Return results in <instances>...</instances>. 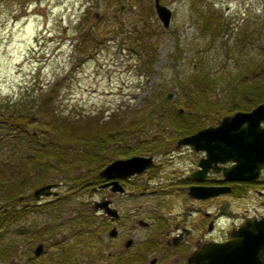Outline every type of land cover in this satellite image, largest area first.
I'll return each instance as SVG.
<instances>
[{"label":"rangeland","instance_id":"rangeland-1","mask_svg":"<svg viewBox=\"0 0 264 264\" xmlns=\"http://www.w3.org/2000/svg\"><path fill=\"white\" fill-rule=\"evenodd\" d=\"M160 3L171 11L166 28L160 25L152 0H0V100L18 106L31 99V94L52 90L57 95L55 108L63 113L100 119H108L111 114L117 117L147 115L148 118L138 121V125L121 135H140L142 130L144 135H154L163 132L162 124L179 129L183 123L164 122L159 111L160 106H170L169 110L174 111L182 108L179 101L185 90L180 88L181 81H188L200 68L206 72V79L220 77L233 83L247 66L248 54H238L239 58L234 54L231 59L222 54L217 48L221 35L215 36L214 43H210L209 34L200 35L194 27L195 10L204 12L206 9L219 15L229 25L227 38L236 28L254 29L264 24V0H160ZM261 31L264 33V26ZM85 32L94 42L79 53L78 42ZM138 39L150 40L153 57H147L148 49L138 50ZM231 40L232 37L228 42ZM207 44L206 52L202 46L207 47ZM255 48L253 51L264 57V41L255 43ZM177 52L179 57H176ZM242 63L246 66H240ZM224 85H217L208 94L207 99L221 102L215 109L223 110L227 104L223 102V93L227 94ZM201 87L204 88V84ZM209 106H203L205 117L192 119L198 123L190 129L201 125L206 118L216 120L226 114L222 110H208ZM193 108L181 113L185 112V117L194 115L199 107ZM198 113L202 115V111ZM40 138L47 141L48 137ZM73 171H69L70 176ZM51 173L55 182L60 180L63 184L55 189L60 198L67 188L66 179L57 172ZM33 188H26L23 196H31ZM87 194L77 198L80 202L75 200L80 203L76 215L85 212L86 206L83 210L81 204H84L83 199L90 200ZM53 199L47 197L39 201ZM76 202L71 201L68 210L72 212ZM43 214L32 211L10 226L4 233L5 240L15 238V230L25 232L16 237L17 240L26 238L30 230L45 233L29 243L28 254L24 245L16 242L17 247L7 258L0 259V264H31L28 257L40 242L44 248L43 263L49 264V256L56 255L55 244L77 237L82 239L70 216L74 213L60 212L59 216L49 213V217ZM89 225L87 221L86 227ZM82 246L88 250L87 246Z\"/></svg>","mask_w":264,"mask_h":264},{"label":"flooded vegetation","instance_id":"flooded-vegetation-1","mask_svg":"<svg viewBox=\"0 0 264 264\" xmlns=\"http://www.w3.org/2000/svg\"><path fill=\"white\" fill-rule=\"evenodd\" d=\"M219 121L206 120L188 131L162 124L163 132L154 135H144L142 130L135 136L106 137L104 162H93L88 191L82 193L74 183L69 194L73 202L86 193L90 199H83L89 212L81 206L89 214L88 238L78 240V247L87 246L89 254L78 256L79 264H194L193 253L205 244L231 240L240 228L249 231L250 237L264 231V161L256 152L246 153L256 146L229 145L223 137L209 136L194 144L179 142ZM172 123L190 127L198 122ZM259 127L264 128V120ZM182 131L186 133L179 135ZM261 140L264 142L263 136ZM135 156L149 161L134 163L135 169L143 166L131 173L115 165L106 176L100 174L115 160ZM45 184H52L51 193L36 197L31 191L28 204L41 206L50 200L40 199L61 196L55 190L63 185L60 180ZM78 206V202L72 206L74 215ZM53 210L38 211L48 217L64 211L56 214ZM66 213L72 214L70 210ZM41 245L40 254L34 255L32 250L35 264H44Z\"/></svg>","mask_w":264,"mask_h":264},{"label":"trees","instance_id":"trees-1","mask_svg":"<svg viewBox=\"0 0 264 264\" xmlns=\"http://www.w3.org/2000/svg\"><path fill=\"white\" fill-rule=\"evenodd\" d=\"M203 10L205 11L195 10L194 27L197 28L200 35L209 34L210 43L216 41V35H221V41L217 48L222 51V54L229 59L233 58L234 54H248L247 66L243 63L240 65L246 66L245 71L233 83H230L229 79L223 81L220 77L206 79V72L199 68L192 76L188 77L189 80L186 78L188 81L179 83L180 88L185 90L179 101L182 108L174 111L169 110L170 106L166 108L160 106L159 112L162 121L175 122L205 117L206 114H203L204 105H210L207 109L213 110L221 104L218 100L207 99L208 94L221 83H225L224 87L226 88L224 89L227 94L223 93V102L227 104L224 105L223 110L215 109V111L222 110L226 114L235 111H249L253 106L264 101V57L258 51H253L256 50L255 43L261 44L264 41V33L261 31L264 24L262 23L254 29L251 27L236 28V31L229 32L230 36L226 38L229 28L227 22H223L224 20L214 12ZM230 37L232 40L228 42ZM92 42H94L92 37L88 33L84 34L78 42L79 53L84 52L92 45ZM150 44V40L144 39H138L137 42L139 51L148 49L149 53L146 54L148 58L153 57V54L151 55L153 47ZM206 46H202V50L207 52L209 46L208 44ZM178 53L176 57H179ZM83 54L85 55V53ZM209 80L210 82H206ZM201 84H204V88L201 87ZM56 97V93L49 90L42 94H31V99L23 101L22 105L18 106L10 104L7 100H0V259L7 258L14 247H17L16 242L18 241L20 245H24L26 254H28L29 243L45 233L41 230L40 233L30 230L27 231L29 235L26 238L17 240L16 237L25 232L15 230V238L6 237L5 240L4 233L11 225L27 217L32 211H43L44 208L54 209L56 214L60 210L66 212L69 209V203L74 200L69 197V194L73 192L71 185L79 184L80 191L87 192L92 180L90 168L93 167V162L96 161L98 165L104 162L106 137L121 135L122 132L131 130L132 127L138 125V121L141 122L148 118L147 115L139 114L130 117L123 115L117 117L111 114L108 119H100L96 116L63 113L55 108ZM193 107H199V109H195L197 114L185 117V114ZM181 110H185L186 113H181ZM197 111L200 113L202 111V115ZM206 120L209 119L206 118ZM182 128L185 131L190 129L189 125H182L179 129ZM181 133L186 132L182 131L179 135ZM40 136H47V141ZM81 165L85 168H81ZM71 170L74 171L70 176L69 171ZM51 171L65 177L64 184L67 186L64 191L65 197L55 198L41 206L28 204L31 197L23 196L25 189L54 182L56 178ZM85 206L88 208L87 204ZM82 207H84L83 204ZM71 213H74L73 209ZM83 214L73 215L72 222L77 226V230L85 242L89 233L88 227H86L89 214L86 211ZM78 238L80 237L65 242L61 241L58 245L55 244L56 255L53 256L52 253L49 256L51 261L46 259L49 264H79L78 256H87L89 251L84 250L82 244L81 248L78 247ZM32 256L28 258L32 262L31 264H35ZM26 262L29 263V261Z\"/></svg>","mask_w":264,"mask_h":264},{"label":"water","instance_id":"water-1","mask_svg":"<svg viewBox=\"0 0 264 264\" xmlns=\"http://www.w3.org/2000/svg\"><path fill=\"white\" fill-rule=\"evenodd\" d=\"M154 13L163 28L169 24L170 9L161 4L160 0H152ZM170 93L167 94V97ZM264 120V101L258 103L249 111H235L221 117L219 123L214 127H206L196 131L194 134L185 136L179 140L181 143L194 144L210 138L223 137L225 144L256 146V150H246L247 154L256 152L261 162L264 161V128L259 127V121ZM243 122L246 124L244 125ZM254 131V132H252ZM236 138V139H235ZM235 140V141H234ZM263 146V148H261ZM248 156V155H247ZM263 156V157H262ZM246 158H243L245 160ZM149 161L148 158L131 157L125 160H115L106 165L100 174L106 176L107 170L113 166H121L128 173L135 169L132 165L138 161ZM263 160V161H262ZM137 168V167H136ZM52 184H45L33 190L34 196L50 194ZM249 231L240 228L235 233V238L222 243H208L193 253L191 260L194 264H264V231L258 232L256 237H250ZM42 250L41 243L33 248V254L38 255ZM13 264V263H9Z\"/></svg>","mask_w":264,"mask_h":264}]
</instances>
